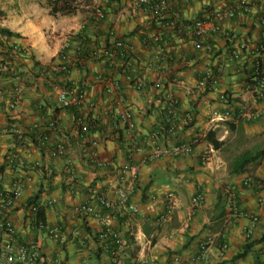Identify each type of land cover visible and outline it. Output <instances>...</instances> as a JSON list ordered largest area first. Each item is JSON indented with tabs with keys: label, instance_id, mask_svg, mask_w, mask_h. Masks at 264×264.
<instances>
[{
	"label": "crops",
	"instance_id": "crops-1",
	"mask_svg": "<svg viewBox=\"0 0 264 264\" xmlns=\"http://www.w3.org/2000/svg\"><path fill=\"white\" fill-rule=\"evenodd\" d=\"M47 1L0 0V198L21 184L9 213L17 241L41 245L39 264H111L99 238L111 224L127 241L121 264H264V118L213 116L226 107L222 91L234 109L264 107L251 91L262 55L264 0H238L251 11L222 21L223 32L210 33L202 48L181 29L224 9L226 0H170L166 18L135 9L132 0H91L72 15L52 14ZM97 4L106 11L98 23ZM109 26L131 46L128 58L104 53ZM63 53L70 69L54 76L49 66ZM209 72L217 88L209 84L190 94ZM54 77L69 89L84 83L83 102L63 107ZM114 80L120 92L109 91ZM137 82L144 86L136 88ZM166 92L179 99V119L174 131L156 135L167 117ZM119 110L130 111L131 119L123 120ZM189 114L193 120L187 123ZM80 117L88 121L87 131ZM209 130L224 142L220 149L205 140ZM42 135L48 136L45 144ZM194 136L199 141L191 154L171 151ZM61 143L65 155L52 153ZM157 148L164 152L149 158ZM208 149L210 161L203 165ZM131 165H137V179L128 205L137 212L129 206L104 209L91 190H104L116 201ZM169 191L176 203L170 217L162 218ZM197 191L205 200L193 211ZM32 202L44 210L42 225L31 218ZM84 204L103 219L80 213ZM252 214L258 221L247 236ZM54 228L63 241L49 236ZM6 238L0 231V247Z\"/></svg>",
	"mask_w": 264,
	"mask_h": 264
},
{
	"label": "built area",
	"instance_id": "built-area-1",
	"mask_svg": "<svg viewBox=\"0 0 264 264\" xmlns=\"http://www.w3.org/2000/svg\"><path fill=\"white\" fill-rule=\"evenodd\" d=\"M227 6L222 9L215 11L208 18H200L196 19L188 24H184L181 29V35L183 37H191L193 38L194 45L197 48H202L205 43V39L207 36L212 33H222V21L226 19H231L238 15L239 13H248L251 11V7L249 5H245L238 0H226ZM132 4L137 8H142L145 11H155L158 13L160 18H166L169 14L170 0H132ZM94 15L96 17V21L102 22L106 19V11L102 5H95L94 7ZM260 24L262 27L261 30V62L257 70L256 83L252 87L251 91L256 101L264 100V11L261 13ZM111 38V43H109L104 50L105 54L115 55L116 57L126 59L130 56L131 46L129 43L124 41L121 38H115V28L113 26L108 27L107 32ZM113 38V41H112ZM233 57H239V53L233 51ZM70 69V59L67 54L63 53L59 56V60L57 62L52 63L49 66L50 72L54 76L65 75ZM213 72H209L208 75H205L198 83V85L190 89L189 93L192 95L199 94L205 89L208 88L207 85L211 84L214 88H217L218 79L213 76ZM55 86L59 89L58 91V101L63 107H72L79 106L84 99V83H79L78 85L72 86L70 89L66 85H61L57 82V78L54 77ZM144 86V82H137L136 88L140 89ZM156 86H161L160 83H157ZM121 86L119 81H112V85L109 91L120 92ZM201 91V92H200ZM165 97L168 101L167 107V117L166 120L161 123L158 131L155 133H163V131L168 128L170 131H174L177 126V121L179 119V111L178 104L179 99L173 94L166 92ZM219 98L222 102L226 104L224 110H214L213 116L216 119H220L222 121L229 120L231 118L243 119L246 121H257L261 118H264V107L257 108H232L229 102V95L227 92H220ZM117 114L122 116L123 120L129 121L132 117V113L130 111H118ZM187 123H190L193 120V115L189 114L185 117ZM78 122L81 125V129L83 131H87L89 129L88 121L85 122V119L78 118ZM50 125L55 127L56 120H51ZM41 141L43 144L48 140L47 135H42ZM199 138L194 136L189 142L181 143L175 145L171 151L175 155H183V154H191L194 151V146L197 145ZM67 146L64 143L56 145L55 149L52 150V153L58 155H65L67 152ZM164 152L163 149L157 148L150 155L149 158H153L159 156ZM210 161V149L205 150L201 155V164L205 165ZM131 174L129 177L124 178L123 182L120 186L117 187L116 192L118 199L113 201L108 198L106 191L101 189H92V193L96 194L99 202L101 203L104 209H113L115 207H121L125 209L128 207L134 212H137V207L133 205H128L129 199L134 192V183L137 179V165H131L129 167ZM245 184L250 185L251 180L245 181ZM16 189L12 194L3 195L0 198V231H3L7 238L3 241L0 247V254L4 258L3 264H39L43 258L42 247L39 244H24L19 243L17 241V229L10 218L11 208L14 206V203L19 199L21 195V184H16ZM168 199L167 210L162 216V218H168L171 215L173 206L176 203V193L174 191H169L166 195ZM205 200L204 193L197 191L192 198V210L196 211ZM260 204L264 205V196L259 199ZM38 209V205L31 204V218L32 220L36 216V212ZM78 211L84 214H90L97 218H102V215L95 211V209L88 204H84L78 207ZM252 225L246 231V235L249 236L258 221V217L255 214H252ZM103 219V218H102ZM104 229L101 230L99 234L100 241L102 243V247L105 249L107 253H109L111 257V264H121V253L122 250L127 245V241L125 237L122 236L120 231L113 228L111 224H105ZM49 236L54 239H59L61 241L64 240L62 233L59 229L54 228L49 232ZM206 243L203 244V250L206 249ZM203 254L201 255V258ZM175 260H179V257H175ZM262 264V263H260Z\"/></svg>",
	"mask_w": 264,
	"mask_h": 264
},
{
	"label": "trees",
	"instance_id": "trees-1",
	"mask_svg": "<svg viewBox=\"0 0 264 264\" xmlns=\"http://www.w3.org/2000/svg\"><path fill=\"white\" fill-rule=\"evenodd\" d=\"M86 2L90 4L91 0H48L47 3L50 7V11L52 14H61V15H72L75 14L80 5ZM7 34H12L10 31H3ZM62 55V54H60ZM205 140L209 142L215 149H220L223 146V141L218 139L216 136L215 131L209 130L205 135ZM32 204L38 205L36 202H32ZM45 223V213L43 208L39 207L36 212L34 224L35 225H42ZM247 249L239 254V256H243L246 253Z\"/></svg>",
	"mask_w": 264,
	"mask_h": 264
},
{
	"label": "rangeland",
	"instance_id": "rangeland-1",
	"mask_svg": "<svg viewBox=\"0 0 264 264\" xmlns=\"http://www.w3.org/2000/svg\"><path fill=\"white\" fill-rule=\"evenodd\" d=\"M84 4H87L86 2H84Z\"/></svg>",
	"mask_w": 264,
	"mask_h": 264
}]
</instances>
